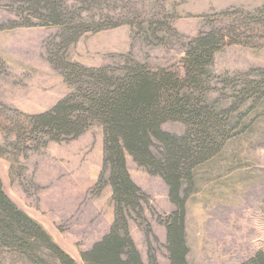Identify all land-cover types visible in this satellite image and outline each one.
<instances>
[{"label":"rangeland","instance_id":"rangeland-1","mask_svg":"<svg viewBox=\"0 0 264 264\" xmlns=\"http://www.w3.org/2000/svg\"><path fill=\"white\" fill-rule=\"evenodd\" d=\"M63 1L69 26H89L75 40H70L74 29L69 33L44 24L35 14L20 17L18 4L0 1V180L5 194L83 264L79 252L98 241L114 218L110 188L98 194L93 188L102 168V128L93 122L76 137L47 141L30 130L24 116L47 111L74 92L65 64L118 68L132 59L183 78L188 42L217 31L223 40L209 67L206 98L239 116L243 127L199 169L184 201L186 260L239 264L264 250V97L243 110L235 93L239 78L250 80L254 70L264 69V27L256 21L264 0ZM162 128L176 135L185 130L177 121ZM126 167L147 197L141 203L145 221L134 215L128 220L130 236L143 264H170L162 221L175 210L168 187L129 155Z\"/></svg>","mask_w":264,"mask_h":264},{"label":"trees","instance_id":"trees-1","mask_svg":"<svg viewBox=\"0 0 264 264\" xmlns=\"http://www.w3.org/2000/svg\"><path fill=\"white\" fill-rule=\"evenodd\" d=\"M8 1L18 4L20 17L25 12L35 14L44 24L62 26L69 33L74 29L70 40L89 29L85 23L75 29L64 21L63 0ZM256 15L264 27V7ZM25 25H31L29 20ZM222 40L217 31L192 38L183 59V78L165 69L150 70L132 59L118 68L65 64L62 69L74 92L47 111L24 116L30 130L42 133L47 141L76 137L93 122L102 128V168L93 188L97 194L110 188L114 218L98 241L79 252L83 264H143L128 220L134 215L145 221L141 203L147 197L132 180L126 155L167 185L175 210L162 220L165 249L170 264H188L184 201L198 181L199 169L236 136L234 130L243 127L239 116L206 98L209 67ZM253 75L250 80L239 78L235 88L243 110L248 102L264 97V69L254 70ZM167 121L181 122L184 132L165 131L162 125ZM0 264H79L5 194L1 180ZM239 264H264V250Z\"/></svg>","mask_w":264,"mask_h":264}]
</instances>
